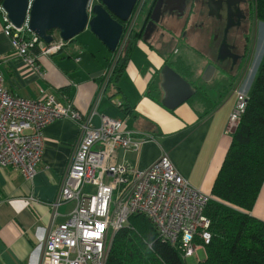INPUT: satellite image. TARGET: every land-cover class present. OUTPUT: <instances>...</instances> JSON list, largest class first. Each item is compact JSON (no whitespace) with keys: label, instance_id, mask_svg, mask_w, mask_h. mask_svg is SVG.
Listing matches in <instances>:
<instances>
[{"label":"crops","instance_id":"1","mask_svg":"<svg viewBox=\"0 0 264 264\" xmlns=\"http://www.w3.org/2000/svg\"><path fill=\"white\" fill-rule=\"evenodd\" d=\"M177 17L164 23L169 33L160 29L149 40L137 35L116 86L105 90V83L99 94L101 73L114 52L88 28L80 32L82 36L78 33L63 41L55 52L42 54L39 47L33 48L36 56L29 65L12 51L0 10L3 84L26 98L54 93L81 112L94 106V123L101 115L123 118L125 129L147 133L151 138L136 152L119 153V160L145 169L165 151L195 188L211 194L234 128L227 126L235 103L232 88L249 94L258 71L247 81V60L237 74L221 73L215 67L202 79L205 67L215 63L203 54L196 57L189 53L192 48L183 41L187 37L195 41L198 36L190 26L193 22L186 26V37L182 36L183 19ZM164 65L187 80L191 91L181 88L179 93L171 89L172 83L164 84ZM42 135L43 153L33 177L26 179L18 170L0 166V264H41L46 236L72 208L66 203L53 210L50 203L74 150L77 124L68 118L56 119L43 128ZM250 214L264 221V184Z\"/></svg>","mask_w":264,"mask_h":264},{"label":"built area","instance_id":"2","mask_svg":"<svg viewBox=\"0 0 264 264\" xmlns=\"http://www.w3.org/2000/svg\"><path fill=\"white\" fill-rule=\"evenodd\" d=\"M97 1H87L89 16ZM143 3L144 0L135 2L118 49L101 73L99 94ZM0 10L11 49L25 63L33 65L36 56L33 48L39 47L40 53L49 54L63 45L57 34L46 43L31 31L28 10L20 27L11 25L1 5ZM232 92L235 103L227 118L229 127L239 122L248 98L238 87L232 88ZM112 102L120 106L118 101ZM95 115L94 106L81 112L70 101L59 100L54 93L33 99L11 92L4 86L0 74L1 167L14 168L30 179L41 161L43 128L60 118H68L78 127L74 150L50 203L53 210L66 203H71L72 208L46 236L41 264H106L115 231L127 224L131 215L145 217L156 237L176 248L184 264L185 259L192 256L199 264L202 260L197 251L203 250L206 256V247L212 237L205 211L214 196L195 188L165 151L145 169L119 160V153L136 152L151 135L125 129L121 117L101 115L98 123H94Z\"/></svg>","mask_w":264,"mask_h":264},{"label":"trees","instance_id":"3","mask_svg":"<svg viewBox=\"0 0 264 264\" xmlns=\"http://www.w3.org/2000/svg\"><path fill=\"white\" fill-rule=\"evenodd\" d=\"M254 6L257 18L264 22V0H254ZM137 35L125 42L105 90L116 86ZM99 80L101 85L102 78ZM263 180L264 58L212 184L214 198L205 211L212 237L199 264H264V221L250 214ZM106 264L184 263L176 248L156 237L145 217L131 215L127 224L115 231Z\"/></svg>","mask_w":264,"mask_h":264},{"label":"water","instance_id":"4","mask_svg":"<svg viewBox=\"0 0 264 264\" xmlns=\"http://www.w3.org/2000/svg\"><path fill=\"white\" fill-rule=\"evenodd\" d=\"M87 1L31 0L29 3V0H1V6L5 11L6 19L14 27L22 26L28 10L29 29L46 43L53 39V35L48 33L50 30L56 31L63 41H67L88 28L109 51L116 52L123 34L124 23L128 20L136 0H98L93 4L90 16L87 11ZM181 2L183 10L184 0ZM156 7L146 26L152 25L150 32L154 30L160 17L159 9ZM143 39H147V34ZM214 69L215 65L208 64L203 71L202 79H206L204 75L211 74ZM161 74L163 83L166 85L172 83L171 89L174 91L180 93L181 88L191 91L189 82L169 65L161 68Z\"/></svg>","mask_w":264,"mask_h":264},{"label":"flooded vegetation","instance_id":"5","mask_svg":"<svg viewBox=\"0 0 264 264\" xmlns=\"http://www.w3.org/2000/svg\"><path fill=\"white\" fill-rule=\"evenodd\" d=\"M181 1L144 0L128 39L133 35L143 37L147 34L149 40L160 29L169 33L170 28L164 23H170V17L178 16V19H183L182 36L186 37V26L193 22L190 26L195 28L194 32L206 31L208 39L215 45L212 60L216 69L228 75L237 74L249 59V40L254 26L262 22L256 16L254 0H184L183 10ZM155 7L159 9L160 17L150 32L152 25L146 26ZM257 33L259 35V26Z\"/></svg>","mask_w":264,"mask_h":264},{"label":"rangeland","instance_id":"6","mask_svg":"<svg viewBox=\"0 0 264 264\" xmlns=\"http://www.w3.org/2000/svg\"><path fill=\"white\" fill-rule=\"evenodd\" d=\"M258 26L259 35L257 33ZM205 33L206 31H199L197 34V36L199 35L198 39H196L195 41L191 39L190 41L187 37L186 39L184 38L185 40L183 39V43L189 45L192 48V51L189 52L191 55L197 57L203 54L204 56H206V58L209 59V57L212 58L215 45L208 39ZM80 34H78L77 36H82V33ZM249 42L250 56L248 59V64L245 65V70L247 72V81L251 79L253 75H255L253 74L255 71L259 70L261 62L264 58V23L259 22L256 24V26H254V33L251 35ZM88 189L92 191L90 188ZM197 255L199 257V260H203L205 257V253L203 250H198ZM185 264H198V261L196 260L195 256H192L185 259Z\"/></svg>","mask_w":264,"mask_h":264}]
</instances>
